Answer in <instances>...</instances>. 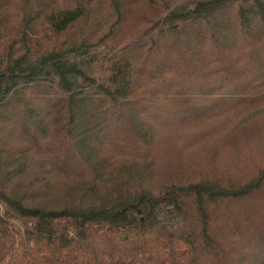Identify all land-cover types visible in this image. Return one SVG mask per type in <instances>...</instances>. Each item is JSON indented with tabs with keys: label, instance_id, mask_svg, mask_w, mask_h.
<instances>
[{
	"label": "trees",
	"instance_id": "16d2710c",
	"mask_svg": "<svg viewBox=\"0 0 264 264\" xmlns=\"http://www.w3.org/2000/svg\"><path fill=\"white\" fill-rule=\"evenodd\" d=\"M91 1L35 5L16 36L0 31V264H264V169L153 190L127 166L147 161L163 117L170 131L264 103V0H151L124 45L122 0L111 25ZM88 172L103 186L87 200L51 203L49 177Z\"/></svg>",
	"mask_w": 264,
	"mask_h": 264
},
{
	"label": "rangeland",
	"instance_id": "374dc122",
	"mask_svg": "<svg viewBox=\"0 0 264 264\" xmlns=\"http://www.w3.org/2000/svg\"><path fill=\"white\" fill-rule=\"evenodd\" d=\"M72 1L0 0V31L6 33L7 39V36H16L20 32L23 13L30 7L45 3L68 7ZM150 1L122 0V14L118 21L108 0H92V13L95 20L103 21L102 25L117 21L114 35L119 44L124 45L140 36L147 28V22L154 19ZM224 103L231 105L234 102L230 103L227 98ZM237 105L228 106L226 110L220 109L214 118L200 115L190 117L185 126L170 131L162 127L164 123H176L174 118L163 117L154 122L157 126L153 134L154 143L146 154L148 163L141 159L140 163L127 165L138 167V173L142 174L134 176L131 186L155 190L185 177L237 183H246L254 178L264 169V103L259 106ZM215 106L221 105L216 103ZM102 150L106 158L122 157L123 161L115 163L118 166L127 159L119 154V150L111 147ZM76 174L72 173L70 178L49 177L51 203L62 206L69 202H82L90 197L87 194L91 189L89 185L96 183L95 188L103 186L101 181L90 183L89 172L84 176L86 182Z\"/></svg>",
	"mask_w": 264,
	"mask_h": 264
}]
</instances>
